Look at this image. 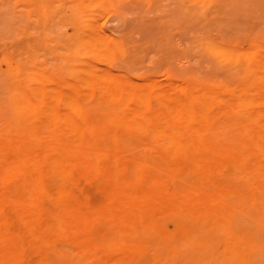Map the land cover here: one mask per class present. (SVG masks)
Returning <instances> with one entry per match:
<instances>
[{
    "label": "bare ground",
    "instance_id": "6f19581e",
    "mask_svg": "<svg viewBox=\"0 0 264 264\" xmlns=\"http://www.w3.org/2000/svg\"><path fill=\"white\" fill-rule=\"evenodd\" d=\"M92 33L75 51L86 57L81 67L63 79L37 69L34 44L25 64L0 57L9 93L6 116L0 109V264H22L26 247L55 241L78 251L70 264L153 261L152 245L170 238L190 241L181 252L190 264H263L260 239L234 228L227 199L264 211V47L206 39L244 73L237 86L161 89L115 72L110 56L122 43ZM177 172L197 184L169 187L162 175ZM76 174L99 182L102 205L73 203L67 184Z\"/></svg>",
    "mask_w": 264,
    "mask_h": 264
},
{
    "label": "rangeland",
    "instance_id": "374dc122",
    "mask_svg": "<svg viewBox=\"0 0 264 264\" xmlns=\"http://www.w3.org/2000/svg\"><path fill=\"white\" fill-rule=\"evenodd\" d=\"M206 2L204 7L199 6L198 0H0V57L5 52L16 54L25 64L27 47L34 44L37 69H47L54 78L63 79L81 67L86 57L75 51L88 41V32L93 31L97 39L122 43V51L110 56L112 69L131 75L132 84L161 89L183 85L231 87L244 73L230 60H218L203 42L209 39L242 50L257 43L264 47V0ZM104 63L98 61L97 65L104 68ZM8 96L6 84L0 79V109L5 116ZM93 106L91 102L84 104L85 108ZM214 123L227 126L234 120L215 118ZM140 151L139 148L135 152ZM123 156L130 158L132 154L127 152ZM155 161L149 159L151 169L156 168ZM162 176L172 188L197 184L181 172L174 177ZM215 179L218 185L225 182L218 175ZM67 188L73 203L84 211L86 205L96 208L106 200L99 182L83 174H76ZM227 200L236 206L234 228L251 231L264 249V211L249 206L242 209L236 199ZM189 225L196 228L195 223ZM170 239L152 245L153 261L125 264H190V258L181 256L190 241ZM59 254L66 258L60 261ZM78 257V251L70 244L55 241L36 248L26 247L20 261L70 264L77 263Z\"/></svg>",
    "mask_w": 264,
    "mask_h": 264
}]
</instances>
